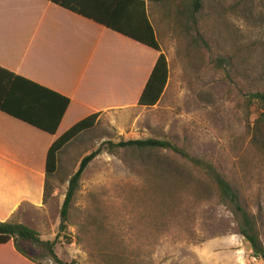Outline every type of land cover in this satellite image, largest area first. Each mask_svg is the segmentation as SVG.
I'll return each instance as SVG.
<instances>
[{
    "label": "rangeland",
    "instance_id": "1",
    "mask_svg": "<svg viewBox=\"0 0 264 264\" xmlns=\"http://www.w3.org/2000/svg\"><path fill=\"white\" fill-rule=\"evenodd\" d=\"M201 2L193 18L190 0L152 3L150 19L169 64L160 102L147 108L125 98L128 104L103 112L94 129L63 150L58 171L46 180L41 210L23 208V225L55 240L69 179L85 156L103 148L84 172L60 232L55 253L61 261L264 264L254 261L215 185L187 160L170 150L110 153L107 146L169 141L211 163L259 217L264 240V125L257 123L264 110L252 98L264 93V0ZM24 175L6 184L18 178L20 188ZM21 245L40 264L54 263L42 248Z\"/></svg>",
    "mask_w": 264,
    "mask_h": 264
},
{
    "label": "crops",
    "instance_id": "2",
    "mask_svg": "<svg viewBox=\"0 0 264 264\" xmlns=\"http://www.w3.org/2000/svg\"><path fill=\"white\" fill-rule=\"evenodd\" d=\"M70 2L95 13L113 6L104 0ZM144 2L150 18L152 2ZM158 57L155 50L50 0H0V68L71 100L56 135L0 111V222L26 225L23 208L41 210L53 143L92 114L101 118L105 111L138 101ZM66 147L57 154V171ZM19 173H25L27 194L6 195L13 189L6 182ZM21 181L20 190L25 187ZM0 264L40 263L21 256L10 241L0 245Z\"/></svg>",
    "mask_w": 264,
    "mask_h": 264
},
{
    "label": "trees",
    "instance_id": "3",
    "mask_svg": "<svg viewBox=\"0 0 264 264\" xmlns=\"http://www.w3.org/2000/svg\"><path fill=\"white\" fill-rule=\"evenodd\" d=\"M50 1L158 52V60L141 93L138 105L151 108L160 102L169 81V64L166 55L162 52L151 19L147 14L144 0H104V3L109 2L113 6L104 8L105 12L96 13L88 12L82 9L78 3L70 2V0ZM148 1L162 3L170 2L171 0ZM201 7V0H190V7L188 8L190 9V16L193 18L200 11ZM197 37L201 39L199 34ZM252 98L261 103L264 110V93H256L252 95ZM70 102L71 100L67 97H63L46 87L0 68V111L12 117L50 135H56ZM99 118L100 113L86 117L72 126L53 143L47 155V178L54 175L57 171V154L81 134L94 129L100 120ZM257 123L264 125V112L257 120ZM107 146L110 153H113V150L118 148L140 153L153 152L155 150H170L187 160L194 169L206 175L210 182L215 185L220 201L230 207L235 214L238 220L239 233L249 244L253 257L264 262V240L261 234V221L259 217L251 214L242 205L237 191L211 163L189 155L186 151L169 141L156 139L129 140L121 141L118 144L109 142ZM102 152L103 148L100 147L85 156L81 160L78 170L69 179L67 193L61 209L60 232L66 229L69 209L78 191L84 172L90 163ZM159 169L162 170L161 168ZM163 171L170 174V166L163 168ZM9 187L13 189L8 191L7 194L12 193L14 197L24 193L23 189L25 187L22 190L14 184ZM60 232L57 234L55 240L44 241L36 230L19 222L14 220L0 222V245H6L10 241H14L16 251L24 258L36 263L37 259L30 250L26 246L21 245V243H30L35 247L42 248L46 252L45 258L53 260L54 263L70 264L61 261L55 253V246Z\"/></svg>",
    "mask_w": 264,
    "mask_h": 264
},
{
    "label": "built area",
    "instance_id": "4",
    "mask_svg": "<svg viewBox=\"0 0 264 264\" xmlns=\"http://www.w3.org/2000/svg\"><path fill=\"white\" fill-rule=\"evenodd\" d=\"M253 259H254V261H256V260H257V258H255V257H253Z\"/></svg>",
    "mask_w": 264,
    "mask_h": 264
}]
</instances>
